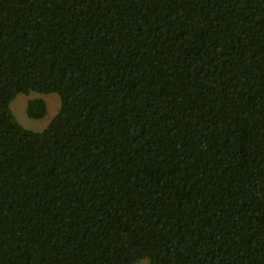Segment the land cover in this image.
Listing matches in <instances>:
<instances>
[{
    "label": "trees",
    "instance_id": "1",
    "mask_svg": "<svg viewBox=\"0 0 264 264\" xmlns=\"http://www.w3.org/2000/svg\"><path fill=\"white\" fill-rule=\"evenodd\" d=\"M144 259L264 264V0H0V264Z\"/></svg>",
    "mask_w": 264,
    "mask_h": 264
},
{
    "label": "rangeland",
    "instance_id": "2",
    "mask_svg": "<svg viewBox=\"0 0 264 264\" xmlns=\"http://www.w3.org/2000/svg\"><path fill=\"white\" fill-rule=\"evenodd\" d=\"M41 97L46 103V113L40 119H34L27 116L25 112L26 103L29 99L34 97ZM59 96L56 93H36L29 94L19 93L11 101L10 107L18 120V122L25 128L40 131L45 128L53 116L56 114L59 107ZM138 264H149L147 260H141Z\"/></svg>",
    "mask_w": 264,
    "mask_h": 264
}]
</instances>
